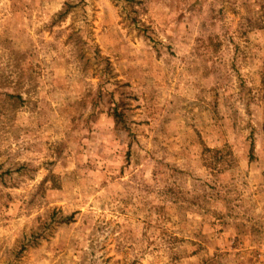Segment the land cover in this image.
I'll return each mask as SVG.
<instances>
[{"label": "rangeland", "instance_id": "rangeland-1", "mask_svg": "<svg viewBox=\"0 0 264 264\" xmlns=\"http://www.w3.org/2000/svg\"><path fill=\"white\" fill-rule=\"evenodd\" d=\"M0 264H264V0H0Z\"/></svg>", "mask_w": 264, "mask_h": 264}, {"label": "trees", "instance_id": "trees-1", "mask_svg": "<svg viewBox=\"0 0 264 264\" xmlns=\"http://www.w3.org/2000/svg\"><path fill=\"white\" fill-rule=\"evenodd\" d=\"M217 152H219V151H217Z\"/></svg>", "mask_w": 264, "mask_h": 264}]
</instances>
